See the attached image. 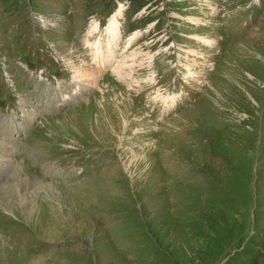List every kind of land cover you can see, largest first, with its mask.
Listing matches in <instances>:
<instances>
[{"label":"rangeland","instance_id":"1","mask_svg":"<svg viewBox=\"0 0 264 264\" xmlns=\"http://www.w3.org/2000/svg\"><path fill=\"white\" fill-rule=\"evenodd\" d=\"M0 145V264H264V0H0Z\"/></svg>","mask_w":264,"mask_h":264},{"label":"bare ground","instance_id":"2","mask_svg":"<svg viewBox=\"0 0 264 264\" xmlns=\"http://www.w3.org/2000/svg\"><path fill=\"white\" fill-rule=\"evenodd\" d=\"M85 73V72H84ZM83 73V74H84ZM82 74V73H81ZM84 76H86L87 77V75H83L82 77H84ZM89 76V75H88ZM86 77H84V79L86 78ZM91 78V77H90ZM86 79H88V78H86ZM1 147H0V156H2V157H5L4 156V153H7V151L5 150V146L3 145H0ZM5 151V152H4ZM8 155V154H7ZM1 158V157H0ZM0 161H2V163H4L5 164V166H4V168L6 169V170H10V169H12V164H10L12 161H11V159H9V157H7V158H2ZM3 166V165H2ZM0 168H2V167H0ZM15 196V195H14ZM8 198V197H7ZM11 198V200H12V198L13 197H10ZM9 199V198H8ZM33 200V199H32ZM1 201V200H0ZM31 202V201H30ZM33 204V203H32Z\"/></svg>","mask_w":264,"mask_h":264}]
</instances>
